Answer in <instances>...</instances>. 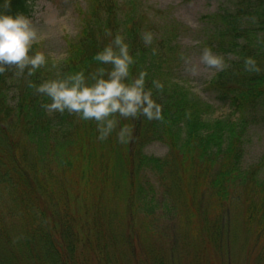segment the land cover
Wrapping results in <instances>:
<instances>
[{"label":"trees","instance_id":"16d2710c","mask_svg":"<svg viewBox=\"0 0 264 264\" xmlns=\"http://www.w3.org/2000/svg\"><path fill=\"white\" fill-rule=\"evenodd\" d=\"M35 1L9 0L5 7V0H0V11L31 15ZM132 2L125 14L122 0H94L93 14L78 38L69 43V53L58 71L94 70L98 63L94 54L117 30L126 34L136 55L132 73L147 69L149 87L153 78L164 84L162 90H154L163 105V119L121 118V123L133 128L127 144L118 143L115 133L98 141L94 122L74 114L46 113L41 106L46 97L36 93L30 82L49 78L53 73L47 69L41 67L27 75L24 89L12 95V85L19 86L13 83L14 67L0 72V186L19 188L20 214L24 216L18 234L14 222L5 230L0 228V264H79L81 260L85 264L81 258L85 250L98 256L96 264H112L108 243L114 250L120 240L132 245L136 213L160 205L172 219L179 217L180 207L187 220L200 216L203 233L219 235L223 223L219 216L210 220L205 206L207 187L219 201H226L231 198L232 184L247 182L237 172L248 126L264 121V71L247 72L243 57L256 56L264 67V0H239L237 10L219 11L206 18L212 25L205 33L215 45L213 50L227 54L229 60V66L208 83L214 103L172 79L171 66L177 56L168 36L144 45L140 37L143 28L131 11ZM258 32H262L261 38L255 36ZM152 47L157 48V54L153 55ZM15 96L19 99L13 102ZM217 107H226L229 113L215 116ZM154 140L168 144L166 159L142 153L143 146ZM29 145L35 152L31 159ZM71 148L78 153L69 154ZM85 160L88 174L81 168ZM53 164L57 172H66L64 177L52 173ZM144 169L157 171L162 185L161 203L156 201L155 206L150 204L154 198L151 185L138 176ZM47 170L51 178L38 175ZM57 177L60 184L51 191L49 186ZM43 184L46 186L40 189ZM249 189H254L248 192L255 198H249L247 224H257L256 232L264 235V177L255 178ZM46 191L53 195L52 204L41 195ZM146 246L148 252L155 250L150 243ZM159 250L152 253V257L159 254L157 264H176L167 250Z\"/></svg>","mask_w":264,"mask_h":264},{"label":"rangeland","instance_id":"374dc122","mask_svg":"<svg viewBox=\"0 0 264 264\" xmlns=\"http://www.w3.org/2000/svg\"><path fill=\"white\" fill-rule=\"evenodd\" d=\"M93 1H35L34 6L39 4V7L35 8V13L33 14L32 11L30 16L38 30L43 33V38L34 47L40 48L48 56V63L43 66L44 69L53 74L58 73L69 53V43L78 38L85 23L94 12ZM131 1L122 0L123 13L126 14V8L130 6ZM132 3L131 11L140 19L143 31L151 30L154 33V42L163 36H168L171 44L176 47L177 59L171 66L172 79L178 80L193 89L203 99L214 103V96L208 89V83L221 70L201 67V71L193 75L185 70L179 54L186 53L196 60L202 46L206 44L215 47L210 44L211 40L205 33L212 26L206 19L207 16L223 10L230 12L237 10V6L240 5L239 0H134ZM255 36L261 38L262 32H258ZM225 57L228 58L227 54ZM14 70L13 83L19 86L12 85L9 90L10 95L16 94L19 89H24L25 80H27V73L17 74L19 69L14 67ZM53 74L49 77L54 76ZM18 99L15 96L12 101L16 102ZM228 113V108L217 107L214 115H227ZM31 143H34V140ZM33 148L29 145V159L35 155ZM71 149L69 154L78 153V149ZM169 152L168 144L159 140L148 142L142 149L144 155L161 160L166 159L170 155ZM87 163V160L82 161L81 167L86 174H88ZM52 167L54 168L52 169L53 174L60 175V177L66 174V172L61 173L62 169L57 172L55 164ZM47 172L48 170L38 175L47 179L51 178ZM237 173L239 178H247V182L241 184L240 181H236L232 184L229 187L231 196L229 200L219 201L214 191L207 187L205 206L209 211L210 220L219 216L223 223L219 235H205L201 230L203 223L200 216L187 220L184 215L185 209L180 207L181 214L178 218L172 219L160 205V208L154 207V210H140L136 213V228L133 232L135 238H133L132 245L129 246L120 240L119 246L114 250L108 243L107 252L110 262L112 264H157L156 258L159 254L152 257L154 255L152 253L160 249L159 251L166 252L167 250L171 256H174L176 264H264V235L256 232L257 224H247L249 198H255L248 192L253 193L254 189L249 188L255 182V178L264 177V121L257 120L248 126ZM250 173H252L251 176H248ZM157 175V171L149 169L140 170L138 174L142 183L148 181L146 185H151V197L155 199L153 198L150 204L154 206L156 201L161 203L162 194V185ZM243 175L245 177H242ZM53 184L49 186L51 191L56 189V184H60L59 177ZM45 186L43 184L40 189ZM19 195H21L19 188L0 186V228L5 230V226L10 227V223L14 222L16 234L19 233L24 219V216L20 214V207L23 203L18 201ZM41 195L45 202L53 203L52 193L46 191ZM149 243L155 249L152 252H148L146 244ZM81 258L86 260L85 264H96L98 256L92 251L85 250ZM79 264H83L82 260Z\"/></svg>","mask_w":264,"mask_h":264},{"label":"clouds","instance_id":"9594fccd","mask_svg":"<svg viewBox=\"0 0 264 264\" xmlns=\"http://www.w3.org/2000/svg\"><path fill=\"white\" fill-rule=\"evenodd\" d=\"M32 3V0H29ZM9 0H5V7ZM36 4L33 9L38 8ZM110 35H112L110 33ZM140 37L145 46H151L154 33L144 30ZM43 38L30 15L22 12L15 14L0 11V72L8 67L19 69V73L32 75L48 63V56L38 47H34ZM157 48L152 47L153 55ZM181 61L185 70L193 75L201 67L224 70L229 66L225 54L214 51L209 45L199 50L198 59L181 52ZM97 65L94 70L83 68L43 79L39 83L30 82L36 93L46 97L42 103L48 114H74L84 121H92L96 127V139L108 140L115 133L116 141L127 144L133 137L130 123H121L131 118L145 117L147 120L163 119V105L155 98L154 90H162L164 84L153 78L148 86V71L141 69L132 73L136 55L130 49L126 34L117 30L112 38L93 56ZM243 67L249 73L264 71L256 56L243 57Z\"/></svg>","mask_w":264,"mask_h":264}]
</instances>
